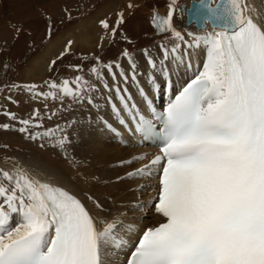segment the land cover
Wrapping results in <instances>:
<instances>
[{"label": "snow or ice", "instance_id": "obj_1", "mask_svg": "<svg viewBox=\"0 0 264 264\" xmlns=\"http://www.w3.org/2000/svg\"><path fill=\"white\" fill-rule=\"evenodd\" d=\"M136 7L129 2L126 10ZM176 10V0H172L166 17L155 12L152 16L158 32L170 33L178 41L171 48L160 46L159 68L148 50L144 52L152 69L147 79L153 95L169 96L159 109L139 85L138 64L127 49L120 54L127 60V72L118 61L104 63L95 53L91 57L96 63L90 72L104 89L115 93L136 132L159 144V152L148 163L126 174L156 181L152 201L139 207L154 211L157 223L143 229L131 243L127 232H118L117 217L94 215L77 195L41 180L17 162L11 169L0 168V264H112L110 257L130 243L132 250L124 264H264V13L247 0H192L186 11L203 34L187 31L190 39L186 40L173 24ZM64 11L70 21L72 13ZM114 15V20L107 15L98 20L103 31L98 43L101 49L117 35L131 43L123 32L125 10ZM13 27L17 34L22 31ZM56 30L48 17L46 39L51 40ZM75 44L74 39H66L47 71H56L60 62L73 55ZM182 47L203 50L205 59L193 78L172 94L167 62L184 63ZM186 66L192 67L190 63ZM69 67L84 71L82 64L70 63ZM157 70L163 77L159 82L154 74ZM105 72L112 87L105 82ZM129 80L138 86L147 115L132 100L126 87ZM44 83L47 92L39 91L34 83L8 87L23 88L33 98L61 102L70 98L77 103L98 90L82 74L60 83L55 79ZM7 99L18 103L11 96ZM108 99L111 102V95ZM87 103H94L91 96ZM112 106L119 115L120 109ZM4 115L16 121L20 125L16 130L32 141L63 132L59 125L55 130L30 131L43 127L39 109L27 119L12 112ZM11 127L0 125L4 130ZM69 143L68 136L62 135L53 146L65 149ZM85 195L95 209L104 211L99 199Z\"/></svg>", "mask_w": 264, "mask_h": 264}, {"label": "rangeland", "instance_id": "obj_2", "mask_svg": "<svg viewBox=\"0 0 264 264\" xmlns=\"http://www.w3.org/2000/svg\"><path fill=\"white\" fill-rule=\"evenodd\" d=\"M187 1L176 0L177 10L173 17L175 28L185 34V38L188 37L186 36L184 19L180 12V4ZM129 2L137 5L131 12L126 10V5ZM171 2L172 0H0V125L4 123L12 125L9 130L0 128V166L11 167V165L14 166L18 162L29 170L31 165H28L26 161L36 160L51 164V166L63 171V174H67L73 180V176L69 175V169H66L72 167L71 164L67 167L68 164L66 163L73 162L69 157L70 148L68 145L70 143L67 144L65 149L54 147L53 145L62 135L69 136V140L74 137V134L71 136L68 127L71 129L70 125H73L78 118H82L83 108L87 105V96H91L94 100V97L99 94L98 90L88 92L83 101L84 103H77L70 98H66L63 102L51 98L47 100L43 97L33 98L23 88L17 90L15 88L10 89L8 86L12 84L25 85L34 83L39 86V91L47 92L49 88L44 83L46 80L55 79L57 83H60L63 79L72 80L76 75L82 74L97 89L101 82H97L94 74L90 72L91 67L96 63L91 59L93 53L99 55L104 63L118 61L124 67V63H127V60L120 55L124 49H127L136 61L144 55L145 49L150 53L162 44L171 46L178 42L170 33L162 37L153 36V13L164 14L166 16L168 5ZM65 9H68L72 13L70 21L66 19ZM120 10H125L127 22L123 25V32L127 34L131 43H128L120 35H117L113 43L109 44L105 41L104 47L101 49L98 47V43L99 37L103 35V31L98 26V20L105 15L114 20L115 12ZM94 15L99 17L89 29L90 34L86 35L87 38H90V42L92 39L89 46H92L93 49H82L79 46L80 42H78L80 40L76 41V35H78L76 34L77 31H75L76 27L85 19L89 20ZM48 17H51L57 29L51 40L45 37ZM62 19L65 20L64 24L60 23ZM13 26L22 28V31L17 34ZM68 35L76 36L74 40L77 42V46L74 48V54L60 62L57 65L56 71L48 72L47 65L49 61L55 59L66 41L62 38L66 39ZM58 39L63 41L59 42L56 47V40ZM53 45L55 47L51 50V53L44 57L45 54H48V49L52 48ZM85 56L89 59H82ZM70 63L82 64L84 66L83 73L74 72L69 67ZM31 69H33V73L28 75ZM192 72L193 69L191 71L188 70L185 74ZM104 74L105 77L108 75L106 72ZM8 96H11L12 100L18 101V103L14 104L10 102L7 99ZM141 100L144 103L143 97H141ZM109 105H112V103L109 102ZM116 106H119V104ZM34 109H39L43 127L32 128L30 131L43 132L47 129L55 130L59 125L63 129V132L56 131L54 137L32 141L26 138V134H21L16 130L20 127L16 121L10 120L9 117L4 115L5 112H12L18 118L27 119L31 116ZM52 113H55V115H52ZM49 116H51V119H49ZM105 124L106 130L120 142L119 144L123 146V143L126 142L129 147H122L113 141L110 143L118 145L122 150L125 149L126 151L133 146L131 139L123 132L124 129L122 130L120 127V117L117 118L116 112L114 119L105 121ZM116 129L124 134V141L119 140ZM113 137H111L112 140H114ZM41 144L45 146L41 148ZM113 149L114 146L110 147L109 150L113 152ZM65 152L67 153V157L65 156ZM109 160L113 161L114 159L110 158ZM112 164L116 165L117 163L114 162ZM116 166L119 167V165ZM116 166L114 168L113 166L111 167V170L112 168L115 169L113 170V175L116 173ZM4 169L10 168L4 167ZM125 181L127 179L121 180V182ZM144 198V196L141 198V202H144ZM136 226L134 223L129 225L128 229H131L129 233L132 234ZM150 226L153 225L151 224ZM121 252V254L124 253V251ZM118 254L111 260L112 264L119 263L120 257Z\"/></svg>", "mask_w": 264, "mask_h": 264}, {"label": "bare ground", "instance_id": "obj_3", "mask_svg": "<svg viewBox=\"0 0 264 264\" xmlns=\"http://www.w3.org/2000/svg\"><path fill=\"white\" fill-rule=\"evenodd\" d=\"M247 2L257 7L261 13H264V0H247ZM98 17L99 16L94 15L90 17L89 20L85 19L76 27L75 31H77L76 34H78L76 35V41L80 40L78 42H80L79 46L82 47V49H93L92 46H89L91 45L92 39L90 42V38H87L86 35L90 34L89 29ZM188 29V31H192L196 34H203L202 31L197 30L194 27H190ZM207 30L211 31L212 29L209 26ZM75 37L68 35V38L75 39ZM62 39L66 40L64 38ZM63 40H56V47L57 44ZM76 46L77 44H75L74 48ZM54 47L55 46L53 45L52 48L48 49V54H45L44 57L49 55ZM168 47L171 48L170 46ZM181 52L184 53V63H180L178 65L176 62L171 60L167 62L172 80V94H174L175 91H177L190 78H193L197 66L202 67L199 62H202L203 57H205V52L203 50H187L182 47ZM149 54L157 61L159 68V62L163 58L161 49H156ZM136 62L138 64L139 85L143 86L145 90L148 91L149 96H151L152 99L159 98L160 95H153L151 85L147 79L149 73L152 72V69L147 64L145 54L142 57H139ZM188 63L192 65L191 68L193 69V72L185 74V72L188 71V67L186 66ZM123 68L126 72L129 71L128 63H126ZM117 72H119V70H117ZM32 73L33 69L28 72V75H31ZM154 74L158 77V82L160 79H163L159 70H157ZM105 78V81L110 87H112L113 81L111 77L108 75ZM118 82L122 88L125 86L122 80ZM126 87L128 92L131 93L132 100L137 104L140 111L148 114L146 111L147 106L145 102H142L141 96L138 94V86L129 80ZM97 89L100 94L95 98L96 102L88 104L87 107H82L84 109L82 118L78 119L69 130L71 132V136L74 134L72 139L70 137L71 140L68 145L70 148L69 157L73 160V162L66 163L68 164L67 167L69 164L72 165L71 168L66 169H69V175L73 176V180H71L67 174H63V171L56 169L49 163L36 160H28L26 163L31 165L29 171H31L34 175L39 176L41 180L64 187L73 194L77 195L78 198H80L86 206L92 210L94 215L107 219L117 217L120 222L136 224L137 226L133 229V233H128L131 243H134L138 233H142L143 229L149 227L151 224L154 225L157 223L158 217L155 215L154 211L139 207V205L145 202L152 201L155 195V183L153 182L152 185L150 183L147 185L146 182L149 180L139 177L128 178L125 182H121V180H124L123 176L127 173L134 171L135 169L141 167L144 162H147L146 160L149 158L151 150L149 148L138 147L137 142H141V140H139V137L136 135L133 121L130 120L129 114L124 111L115 93H109L108 90L103 88L102 83L99 84ZM109 95H111L112 98L110 103H114L115 105L119 104V106L116 107L120 109V120L123 119L126 121L125 124L120 123V127L122 130L124 129L123 132H125L129 139L133 142L134 148L132 146L127 151L125 149L122 150L118 145L110 143L112 138L106 130L105 121H111L114 119L115 112L112 109L113 106L109 105ZM166 98L168 99L169 96L166 95ZM116 131L119 136V140L124 141V134L117 129ZM112 146H114L113 152L109 150ZM141 156L146 157V159H135L136 157ZM110 158H113L114 160L110 161ZM129 160L133 162L131 164L124 163L121 166V161L126 162ZM114 162H116V165H119V167L112 164ZM112 166L113 168L116 166L115 175H113V170L115 169L112 168L111 170ZM131 189L135 193H131L133 192ZM85 193H89V195L99 199L104 205V211L101 212L100 210L95 209L92 202L87 200ZM143 196L145 197L144 202H141V198ZM144 215H146V217ZM131 243L124 250L123 254H121L122 252L118 254L121 260H124L127 255V251L130 249L129 247H131ZM110 259L112 260L113 256L110 257ZM120 262L121 261H119L118 264H120Z\"/></svg>", "mask_w": 264, "mask_h": 264}, {"label": "water", "instance_id": "obj_4", "mask_svg": "<svg viewBox=\"0 0 264 264\" xmlns=\"http://www.w3.org/2000/svg\"><path fill=\"white\" fill-rule=\"evenodd\" d=\"M191 3H192V1H191ZM190 7H191V5H190ZM182 10H183V13H185L187 16V25H190L192 22H195L196 26L199 28L198 23L194 19H192L190 17V14L185 10V5H182Z\"/></svg>", "mask_w": 264, "mask_h": 264}]
</instances>
